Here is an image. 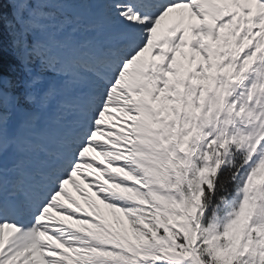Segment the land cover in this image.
<instances>
[{"label":"snow or ice","instance_id":"obj_1","mask_svg":"<svg viewBox=\"0 0 264 264\" xmlns=\"http://www.w3.org/2000/svg\"><path fill=\"white\" fill-rule=\"evenodd\" d=\"M0 264H264V0H0Z\"/></svg>","mask_w":264,"mask_h":264},{"label":"rangeland","instance_id":"obj_2","mask_svg":"<svg viewBox=\"0 0 264 264\" xmlns=\"http://www.w3.org/2000/svg\"><path fill=\"white\" fill-rule=\"evenodd\" d=\"M101 207H103V206H101Z\"/></svg>","mask_w":264,"mask_h":264}]
</instances>
